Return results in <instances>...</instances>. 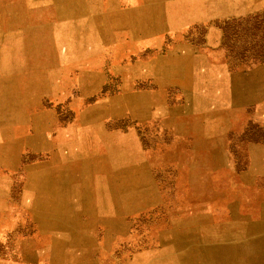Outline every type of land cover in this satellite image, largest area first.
<instances>
[{
	"label": "rangeland",
	"instance_id": "rangeland-1",
	"mask_svg": "<svg viewBox=\"0 0 264 264\" xmlns=\"http://www.w3.org/2000/svg\"><path fill=\"white\" fill-rule=\"evenodd\" d=\"M262 2L0 0V264H264Z\"/></svg>",
	"mask_w": 264,
	"mask_h": 264
},
{
	"label": "bare ground",
	"instance_id": "bare-ground-1",
	"mask_svg": "<svg viewBox=\"0 0 264 264\" xmlns=\"http://www.w3.org/2000/svg\"><path fill=\"white\" fill-rule=\"evenodd\" d=\"M37 11V10H36ZM50 11V10H49ZM14 12V11H13ZM30 13H31V11H29ZM47 13H48V11H47ZM8 14H12V12L10 13H8ZM7 14V15H8ZM56 15V14H55ZM37 16H38V14H37ZM44 16V15H43ZM48 16V15H47ZM26 17H27V15H26ZM48 17H50V15L48 16ZM43 18H45V17H43ZM25 19V18H24ZM24 19L22 18L21 19V21H18V22H15V23H9V24H7V27L6 28H8V31L10 32L11 30H13V29H15V28H18L19 26H22V25H25L24 23ZM34 19V18H33ZM36 20V19H35ZM30 24V23H29ZM31 24H33V23H31ZM30 26V25H29ZM200 68V67H199ZM184 72H185V75H186V77L188 78V79H192V84L193 85H191L190 83H189V88L191 89L193 86L194 87H200V83H199V81H198V77H194L195 76V73H194V70L192 71V69H190V68H188L187 67V69L186 70H184ZM199 73V72H198ZM169 74H170V79H172L174 76H175V70H170L169 71ZM200 74V73H199ZM198 74V75H199ZM197 75V74H196ZM201 75H202V73H201ZM193 76V77H192ZM176 81V80H175ZM190 82V81H189ZM27 114V113H26ZM22 120V119H21ZM256 149V148H255ZM109 153L110 154H112V155H114V154H116L117 156H119V157H124V160L126 161L127 160V154H125V153H123V152H120V151H117V150H114V147H111L110 149H109ZM129 153H130V151H129ZM130 156H132V155H130ZM129 156V157H130ZM131 158V157H130ZM130 158H128V159H130ZM253 162H254V165H255V167H256V169H258V170H264V154H263V152L262 153H260V152H254L253 153ZM253 165V164H252ZM83 171V170H82ZM257 172V171H256ZM258 173V172H257ZM88 178H89V175H88ZM81 179H82V175H80L79 176V183H80V181H81ZM146 179V178H145ZM89 181V180H88ZM87 183V182H86ZM138 183H139V187H140V185L142 184V178H141V176L139 177V179H138ZM248 183V182H247ZM82 184V183H81ZM81 184H80V186H81ZM246 186V185H245ZM247 187V186H246ZM251 187V186H250ZM120 188L122 189V191H120L118 194L120 195H122L125 191H128V193H129V191H130V189H133V187L132 188H129L128 190L126 189V184L124 183L123 185H120ZM249 189V188H248ZM251 190H252V187H251ZM256 192H257V190L256 189H254ZM259 190V189H258ZM80 192H81V195H80V198H79V203H80V205L82 206V209H83V211L85 212V213H87V211H89V210H92L93 211V208L91 207L92 206V204H91V202H89V199H88V195H90V191H89V189H88V186H87V184H86V186H81V188H80ZM252 192V191H251ZM264 192V191H263ZM264 195V194H263ZM251 197V196H250ZM255 197H256V195H255ZM252 198V197H251ZM254 199V198H253ZM253 199L251 200L252 202H254L253 201ZM224 200V199H223ZM210 201V200H209ZM250 201V200H249ZM112 206H113V208H114V210H115V213H125V209H126V199H121V200H116V202L112 199ZM221 202H223V201H221ZM228 202V201H227ZM256 204H257V208L259 209H264V197H261V196H259L258 195V197L256 198V202H255ZM136 204V200L135 201H133V202H131V206L133 207V205H135ZM44 207V213H46V210H47V207L46 206H43ZM233 207V206H232ZM55 208V204L53 203V204H51V207H49V209L50 210H52V209H54ZM101 208H103V209H105V211H106V209L108 208L107 206H106V204H104V206H101L100 207V209ZM112 208V207H111ZM141 208V207H140ZM139 209V208H138ZM143 209V208H142ZM136 210H137V208H136ZM140 210V209H139ZM111 211V210H110ZM109 211V212H110ZM128 211V210H127ZM93 212H95V211H93ZM128 213H129V211H128ZM235 213V212H234ZM249 225H251V223L249 224Z\"/></svg>",
	"mask_w": 264,
	"mask_h": 264
},
{
	"label": "crops",
	"instance_id": "crops-1",
	"mask_svg": "<svg viewBox=\"0 0 264 264\" xmlns=\"http://www.w3.org/2000/svg\"><path fill=\"white\" fill-rule=\"evenodd\" d=\"M261 1H264V0H261ZM264 3V2H262ZM30 10H33L32 7H30ZM33 41V39H32ZM25 42V41H23ZM19 45V44H17ZM21 48H23L21 46ZM29 48L31 49V46H29ZM33 48V46H32ZM19 49V47H18ZM34 49V48H33ZM0 52H3V53H6L5 51H0ZM2 65V64H1ZM251 230L254 229V230H258V223H251ZM254 226V228L252 227ZM175 227V226H174ZM183 229V230H182ZM200 229V228H199ZM201 232H202V229H200ZM177 233L179 232H182L183 234L180 235V236H176V240H172L170 241L172 244V248L174 250H177V249H184L185 247H189L191 245H199L201 246L200 248H202L201 252L205 255V257H209L210 254H211V250L207 249L205 246H203L204 244H206L208 242V240H204L202 237H199L197 238V235H193L192 237L190 236L191 235V230H190V225H189V222L186 223V229H185V226H183L181 229L177 228L175 230ZM193 238V239H192ZM169 256L166 257L167 255H165V259H170V262L171 264H190L189 263V259L188 257H177L174 255V252H171V254L167 253ZM194 258V257H193ZM164 259H156V262L157 263H153V264H163V261ZM192 264V263H191Z\"/></svg>",
	"mask_w": 264,
	"mask_h": 264
}]
</instances>
